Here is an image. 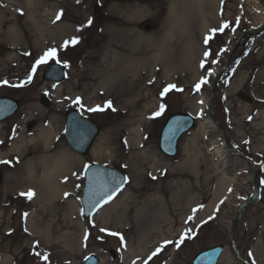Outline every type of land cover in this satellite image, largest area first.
<instances>
[{"label": "rangeland", "instance_id": "obj_1", "mask_svg": "<svg viewBox=\"0 0 264 264\" xmlns=\"http://www.w3.org/2000/svg\"><path fill=\"white\" fill-rule=\"evenodd\" d=\"M9 1L11 6H3L8 12L7 19H13L24 37L29 33V26L21 0ZM258 1L264 9V0ZM251 3L252 0H219L215 5L214 23L205 34H200L201 48L190 62L192 68L184 71L189 75L181 78L172 74L173 80L169 81L160 65H155L151 78L148 69H141L145 75L141 87L152 82L148 86L152 97H139L137 103L132 99L99 98L95 107L89 108L84 99L72 97L74 93L81 95V87L72 92L81 74L71 75L81 71V63L91 50L96 52L94 43L111 8L118 4L148 8L150 14L138 19L133 29L140 35L158 34L169 16V0H87V26L78 34L76 44L65 56L46 63L37 62L49 50H35L37 46L32 41L23 40L24 50L10 61L6 58L7 49L0 48V71L7 65L11 68L8 76H0V97L12 98L21 105L15 116L0 123L3 126L0 167L4 174L0 183V264H82L91 254L104 264H192L199 252L217 245L225 246L218 264H264V28L249 32L261 23ZM96 6L101 7L99 14L95 13ZM53 12L44 15L48 21L58 17ZM145 21L154 24L148 32L141 29ZM57 60L69 66L67 78L61 84L62 93H57L58 85L43 78L47 64ZM19 68L23 70L14 80L15 70ZM210 70L214 76H210L208 84L201 83L206 75H211ZM260 74L261 78L257 77ZM215 79L213 100L217 124L208 127L204 121L209 118ZM239 93L246 95L248 101L242 100ZM44 96L50 102L49 107L42 104ZM30 107L36 110L33 116H28ZM74 109L83 111L101 128L87 157L75 154L65 140V118ZM175 112L193 115L197 125L180 140L177 156L168 158L159 149V135L167 117ZM49 122L59 127L65 148L78 160L74 163L73 177L66 176L71 182H64L72 197L63 199L62 205L74 203L72 219L77 224L67 247L47 244L42 236L30 230V218L42 207L35 202L32 190L21 188L12 192L9 189V177L27 158L20 154L7 156L6 151L18 140L17 133L32 138L40 126ZM31 123L35 124L29 129ZM102 138L106 147L98 158L93 150ZM224 141L254 163V172L246 159L224 149ZM218 148H221L220 155L216 152ZM95 162L124 172L128 183L112 203L88 222L82 213L81 189L85 167ZM255 182L259 188L258 200L241 213L232 240L230 233L241 204L256 195ZM28 193H32L31 198ZM121 197L125 199L118 212L107 219L102 217ZM179 201L183 206L176 207ZM149 204L152 209L142 216L139 210ZM124 209L129 211L130 228L136 221L145 223L151 216L158 221L162 216L171 215L175 223L174 226L161 223L162 233L154 230L159 238L155 245L151 243L144 255L131 256L128 248L136 240L137 228L132 230L117 224Z\"/></svg>", "mask_w": 264, "mask_h": 264}, {"label": "bare ground", "instance_id": "obj_2", "mask_svg": "<svg viewBox=\"0 0 264 264\" xmlns=\"http://www.w3.org/2000/svg\"><path fill=\"white\" fill-rule=\"evenodd\" d=\"M218 1L169 0L168 18L161 25L162 28L158 34L150 35H140L133 29L138 19L150 14L148 8L123 7L119 4L118 7L114 6L109 10L100 28V35L94 43L97 46L96 52L92 53L91 50L87 59L81 63V71L73 72L71 75V77L76 75L79 77L81 74L78 85L72 90L73 92L81 87V95L74 93L72 97L76 100L84 99L89 108L95 107L99 98L132 99L137 103L139 97L146 99L152 97V90L148 88L153 84L152 82L144 88L141 87V80L145 77L141 69H148L151 78L155 65H160L164 77L169 81L173 80V75L181 78L189 75L184 71L192 68L190 62L201 48L200 34H205L215 21V5ZM11 3L12 1L9 0H0V18L3 19V21L0 20V48L7 49L8 61L14 58L16 53L24 50L22 49L23 40L32 41L37 46L35 50L42 52L55 49L56 56L61 58L74 47L78 34L87 26L89 12L87 0H21L25 22L29 26V33L22 37L13 19H7L8 12L3 7L11 6ZM251 4V8L259 13L261 23L256 27L259 29L264 23V9L258 0H252ZM53 10L57 12V15L59 14V18H50L48 21L44 15H52ZM5 23L7 25H4ZM54 40L59 43L50 42ZM74 40L75 43H73ZM19 47L21 49H18ZM14 61L11 62L14 63ZM10 69V65L4 66L0 76H8ZM22 70L23 68L15 70L14 80L20 76L19 73ZM262 76L264 80V74ZM257 77L261 78V74ZM89 90H91L90 94H88ZM57 91L62 93L61 84L58 85ZM146 91L148 92L144 94ZM202 103L198 101V105ZM35 112V108L30 107L28 116H33ZM204 124L213 127L215 123L208 118ZM2 130L3 126L0 124V132ZM134 133L138 135L137 130ZM17 135L18 140L5 154L7 156L20 154L27 160L9 177V189L14 192L21 188H30L35 195V202H39L42 206L30 218L28 223L30 230L42 236L47 244L55 243L67 247L72 242L71 231L77 224L72 219L75 215L74 203L68 202L66 207L62 205L63 199L72 197V193L67 192L69 188H65L64 182L65 180L71 182L66 179V176L73 177L74 163L78 160L65 148L60 129L52 122L40 126L32 138H27L20 133ZM104 141L105 139L102 138L93 150L94 156L99 158L103 155L106 147ZM216 152L220 155L221 148H218ZM122 197L111 204L101 216L107 219L118 212L119 207L124 203L125 198ZM224 198L227 199L226 195ZM180 203L179 201V204L175 206H183V203ZM143 209L139 210V213L146 216L145 213H149L152 208L149 204ZM128 212L124 209L119 216L117 224L121 227L126 228L130 224ZM172 219L170 215L168 218L162 216V219L156 221L155 216H151L145 223L139 220L135 224L131 223L132 230L137 228V234L134 235L137 236L134 244L128 248L130 255L137 257L147 253L151 243L154 242L152 245L154 246L159 239L154 230H160L162 233L161 223L163 222L174 226L175 220ZM181 227L180 225L179 229ZM128 228L131 229L129 226ZM155 237L157 238L154 240ZM69 252L65 251V253Z\"/></svg>", "mask_w": 264, "mask_h": 264}, {"label": "water", "instance_id": "obj_3", "mask_svg": "<svg viewBox=\"0 0 264 264\" xmlns=\"http://www.w3.org/2000/svg\"><path fill=\"white\" fill-rule=\"evenodd\" d=\"M100 9H97L98 13ZM152 27L150 23H145L143 28L149 30ZM64 66L53 65L49 66L44 78L61 82L65 78ZM246 99L243 95H240ZM44 105H49L46 98L42 99ZM213 105V103H212ZM20 105L17 101L10 98L0 99V122L13 116L19 109ZM212 111L210 115H212ZM195 120L188 114L171 115L160 134V148L167 156H175L177 153V144L180 137L189 132L195 126ZM66 139L71 149L82 156L88 155L90 148L99 134V128L89 119L83 117L80 113L72 111L66 119ZM254 171V168H253ZM2 173L0 170V182ZM85 183L82 190L81 203L83 206V214L87 220H90L94 213L112 201L118 192L126 184V176L117 169H111L104 165L93 164L85 170ZM258 197V188L256 195L246 201L240 208V213L235 219L231 238L235 233V228L244 208L256 201ZM224 250L223 245H219L200 252L192 264H218V259L221 257ZM83 264H99V259L95 255L88 257Z\"/></svg>", "mask_w": 264, "mask_h": 264}, {"label": "snow or ice", "instance_id": "obj_4", "mask_svg": "<svg viewBox=\"0 0 264 264\" xmlns=\"http://www.w3.org/2000/svg\"><path fill=\"white\" fill-rule=\"evenodd\" d=\"M59 18V17H58ZM225 27H227V25H225ZM76 41L74 40L73 41V43H75ZM206 43H207V40L205 41ZM206 55H207V53H206ZM56 58V51H55V49H53V50H51V51H49V52H47V53H45V55L41 58V60H39L37 63L38 64H40V63H46L48 60H50V59H55ZM57 63H59V61L57 60ZM66 66V65H65ZM30 79V78H29ZM171 87H174V86H169V88H171ZM196 87H197V89H199V87H200V85L198 84V85H196ZM168 91V89L166 88L165 89V92H167ZM77 102H79V101H77ZM93 110H98V109H93ZM159 113H157V115H158ZM28 196H29V198H31V195H32V193H28L27 194ZM101 231H104L103 229H101ZM113 235H115L114 233H113Z\"/></svg>", "mask_w": 264, "mask_h": 264}]
</instances>
